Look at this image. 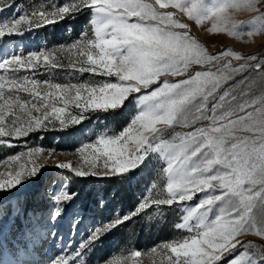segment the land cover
Listing matches in <instances>:
<instances>
[{
	"label": "snow or ice",
	"instance_id": "1",
	"mask_svg": "<svg viewBox=\"0 0 264 264\" xmlns=\"http://www.w3.org/2000/svg\"><path fill=\"white\" fill-rule=\"evenodd\" d=\"M9 9L12 14L0 16V43L82 15L89 16L90 31L82 30L81 39L70 45L27 53L20 46L0 49V144L16 147L12 141L30 133L64 130L90 113L103 121L134 106L119 131L103 128L94 141L77 149L79 160L55 167L78 178L124 181L134 179L137 170L154 159L160 162L158 175L165 184L162 195L145 197L132 212L115 213L94 224L70 254L29 262L23 257L38 246L68 247L59 227L79 193L57 190L55 185L64 181H53L43 193L51 201L48 212L27 216L28 223L11 238L6 230L0 232V264H86L83 257L107 234L149 208L160 213L150 226L160 227L171 212L178 216L174 228L186 233L150 250L166 253L161 264H264V245L240 239L249 234L264 238V213L257 217L254 212L258 204L264 209V96L241 99L257 80L264 83V58L244 56L229 47L211 52L192 34L199 26L245 42L264 35V0H70L52 4L50 11L32 12L2 0L0 13ZM234 10L256 18L250 24L238 22ZM57 68L102 79L62 84L37 78ZM177 128L189 131L179 133ZM55 151L37 146L0 161L27 158L0 179V193L22 191L20 186L36 180L50 163L33 158L46 152L51 157ZM104 203L100 199L97 206L103 208ZM12 211L17 218L25 215L19 202ZM5 216L8 211L0 205V219ZM84 219L74 212L70 232ZM9 221L14 224L13 217ZM238 247L243 251L233 255ZM140 256L137 250L110 257L104 264H139L135 258Z\"/></svg>",
	"mask_w": 264,
	"mask_h": 264
},
{
	"label": "rangeland",
	"instance_id": "2",
	"mask_svg": "<svg viewBox=\"0 0 264 264\" xmlns=\"http://www.w3.org/2000/svg\"><path fill=\"white\" fill-rule=\"evenodd\" d=\"M2 2V0H0ZM13 4H20L23 11L32 12L37 10L50 11L51 5L57 6L69 3L70 0H9ZM211 2V0H207ZM12 14L11 10L0 13V16H8ZM232 15L238 22L250 24L251 20L256 18L255 14L245 10H234ZM88 15H82L77 20H66L55 25H47L26 33L24 37L5 38L0 43V49L5 51L13 49L16 46L23 48L24 52L39 50L41 47L52 48L57 45H70L72 42L81 39L82 30L90 31L87 25ZM205 47L211 52H218L225 47L232 48L241 55H257L258 58H264V35H258L251 40H236L227 35V33H212L205 28L197 26L192 33ZM233 63H243V61H235ZM73 69L57 68L50 70L49 75H40L37 78L44 80L51 78L58 83H80L88 79H102L100 77H89L88 74L80 76L71 75ZM22 71L20 75H24ZM240 79V77H237ZM244 87V86H241ZM22 96L24 94H21ZM264 96V83L259 80L252 85L251 90L246 96L241 97L243 100H253ZM256 108L261 107L260 104L255 105ZM75 112L76 110L73 109ZM247 111H253L252 108ZM135 112L134 106L129 107L127 111H119L113 113L108 119L98 121L93 114H88L89 118L82 121L79 125H70L64 130H50L47 132L30 133L27 137H21L19 140H13L16 147H7L0 144V161L6 157L27 151L32 147H43L45 149H55L56 151L48 156L46 152L43 157H34L36 163H40L42 159L50 160L36 180L28 182L27 186L21 185L22 191L16 195L0 193V205H3L8 211V216L0 219V232L7 231L9 238L14 235L15 231L28 223L27 216L33 212H48L51 209V201L44 199L43 193L49 188L53 181H64L63 184L57 183V190H75L79 193L78 199L74 206L68 211V218L63 221L59 227V234L63 238V243L68 245L63 248L61 243H57L55 249L50 245L38 246L39 250L33 251L31 255L23 257L29 262H46L48 257L53 254H70L77 246L84 241L89 235L94 224L103 223L112 218L113 214L121 215L130 213L135 206L145 197L162 195V187L165 184L164 177L158 175L159 163L152 160V163L143 170H137L138 174L131 180L119 179H95V178H78L67 170H61L55 167L58 163H66L69 161L76 162L80 159L77 149L84 142L94 141L96 134L105 127H110L113 131H119L130 120ZM189 129L177 128L176 132L183 133ZM241 135H251L250 133H241ZM5 140L8 137L3 138ZM26 142V143H25ZM151 158V157H150ZM27 158L22 157L19 162H9L0 164V170L3 173L0 179H6L8 172L18 170L19 163L26 162ZM156 187L153 188L152 185ZM15 191V190H14ZM104 200V207H98L97 201ZM23 205L25 215L15 217L12 211L17 203ZM79 211L84 217L81 225L77 226L70 232L69 221L74 212ZM255 214L259 217L264 213L259 204L254 209ZM9 216L13 217L14 224L9 221ZM160 218V213L154 208L145 209L140 216L133 217L132 220L126 222L114 232L107 234L103 240L89 251L88 255L83 257L86 264H104V261L110 257L139 250L141 256L135 258L139 264H161L166 253L161 252L157 248L156 252L150 251L165 241L180 239L185 232L174 228V224L178 222V216L171 212L166 213L160 227L150 226ZM244 243L251 242L257 246L264 245V238L249 234L240 238ZM243 250L237 248L233 255L240 254ZM251 251V250H249ZM232 256L226 257L231 259ZM71 261V256L69 255Z\"/></svg>",
	"mask_w": 264,
	"mask_h": 264
},
{
	"label": "bare ground",
	"instance_id": "3",
	"mask_svg": "<svg viewBox=\"0 0 264 264\" xmlns=\"http://www.w3.org/2000/svg\"><path fill=\"white\" fill-rule=\"evenodd\" d=\"M2 173H3V169L0 170V178H1V176H2Z\"/></svg>",
	"mask_w": 264,
	"mask_h": 264
}]
</instances>
